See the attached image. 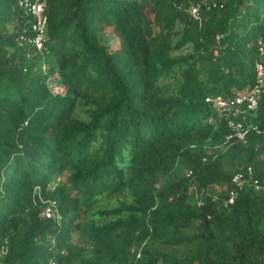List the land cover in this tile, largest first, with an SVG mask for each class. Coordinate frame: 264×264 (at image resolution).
I'll list each match as a JSON object with an SVG mask.
<instances>
[{
  "label": "trees",
  "instance_id": "obj_1",
  "mask_svg": "<svg viewBox=\"0 0 264 264\" xmlns=\"http://www.w3.org/2000/svg\"><path fill=\"white\" fill-rule=\"evenodd\" d=\"M195 1L47 0L39 50L0 0V264H264V95L246 141L206 100L254 82L264 0Z\"/></svg>",
  "mask_w": 264,
  "mask_h": 264
},
{
  "label": "built area",
  "instance_id": "obj_2",
  "mask_svg": "<svg viewBox=\"0 0 264 264\" xmlns=\"http://www.w3.org/2000/svg\"><path fill=\"white\" fill-rule=\"evenodd\" d=\"M18 4L24 9V12L30 16L32 32L30 34L21 33L17 40L20 45H33L36 49H42L45 46L47 30L49 24V15L46 9L47 0H18ZM223 6L218 0H197L192 2L189 10L190 13L197 19H201V11L204 7L210 9L215 6ZM258 58L255 63V79L254 82L233 94L215 93L206 97V100L213 103L220 112L224 115L229 127L234 134L241 140L246 141L247 135L253 129L261 131L260 125L255 122H247L245 114L256 110L264 95V34L257 38ZM230 137V135H227ZM232 186L227 191L226 203L233 202L238 196L240 190L245 186V183H254L257 188L262 187V184L254 174L251 167L236 171L232 178ZM199 203L203 200L198 196ZM218 193H215L213 198H217ZM43 214L47 217L60 219L62 217L58 202L51 200L44 210ZM141 256V251L137 252V257Z\"/></svg>",
  "mask_w": 264,
  "mask_h": 264
},
{
  "label": "rangeland",
  "instance_id": "obj_3",
  "mask_svg": "<svg viewBox=\"0 0 264 264\" xmlns=\"http://www.w3.org/2000/svg\"><path fill=\"white\" fill-rule=\"evenodd\" d=\"M102 36L104 40L107 41V44L109 45L110 49H115L119 46V39L116 36V33H113L112 31H110V29L105 30ZM54 87L56 90H62L60 86L55 85Z\"/></svg>",
  "mask_w": 264,
  "mask_h": 264
}]
</instances>
